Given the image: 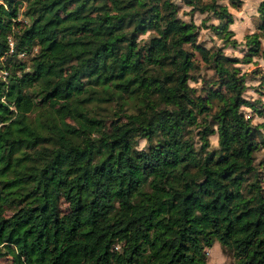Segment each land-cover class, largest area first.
<instances>
[{
    "label": "trees",
    "instance_id": "16d2710c",
    "mask_svg": "<svg viewBox=\"0 0 264 264\" xmlns=\"http://www.w3.org/2000/svg\"><path fill=\"white\" fill-rule=\"evenodd\" d=\"M181 1L217 21L200 24L224 44H237L224 5ZM111 5L0 0V264H206L214 240L233 264H264V189L247 181L264 139L240 107L261 111L241 96L237 59L197 43L196 25L170 0ZM21 7L28 22L18 20ZM256 11L245 61L264 60V0ZM194 54L215 75L204 98L189 86ZM129 98L135 112L108 131L87 107ZM213 134L217 148L208 150Z\"/></svg>",
    "mask_w": 264,
    "mask_h": 264
},
{
    "label": "rangeland",
    "instance_id": "374dc122",
    "mask_svg": "<svg viewBox=\"0 0 264 264\" xmlns=\"http://www.w3.org/2000/svg\"><path fill=\"white\" fill-rule=\"evenodd\" d=\"M108 8H111L112 0H105ZM171 3L176 5L177 17L184 22H193L197 27L196 42L208 48L210 51H214L219 48L223 54L237 59L236 61L240 73L244 74L245 89L241 96L244 99L253 101L255 107L261 111L260 114H256L253 110L240 107L245 118L255 127L256 139L260 141L264 139V60L258 55L252 56L249 61H245L243 55L246 52L244 36L251 33H259L257 27L259 24V18L257 15V5L259 0H239L237 6L230 5L231 0H217L220 5H224L232 15V23L228 26V31H231L232 38L237 42L235 46L224 44L223 41L208 27L204 28L200 22L205 19V24H216L217 21L207 14H200L197 11H191L190 8L183 4L181 0H170ZM23 7L19 9L18 20L21 22H28L27 18L21 14ZM65 9H63L64 11ZM65 14V12H62ZM151 32L139 36V40L146 39ZM262 43V36L259 37ZM36 51L33 48L28 56H21V60L29 64V58L32 53ZM193 58L197 62V69H195V80L189 81V86L195 89V96L204 98L205 94L209 91L215 90L212 82L215 78L213 68L211 65H205L199 57L194 54ZM62 73H67L66 68H62ZM221 92H225L223 88L219 89ZM38 101V99H35ZM219 102L215 99L210 101L211 112L217 109ZM137 106V100L120 99L111 100L108 102H101L99 100L92 101L87 107L90 113L103 121V124L107 131L111 126L116 124V121L124 122L122 113L131 114L135 112ZM42 111V106H37L33 112L28 114L29 120H33L38 116V113ZM66 121L70 120L66 118ZM119 122V123H120ZM195 130L190 131L191 135H194ZM208 150H215L217 148V136L216 134L209 135ZM193 141L196 142V136H193ZM136 148L145 149L147 146L146 141L143 138L136 139ZM197 146V143H194ZM248 182H257L260 189H264V147L261 145L253 152V174L247 180ZM59 208L61 211L66 210V204L60 202ZM9 209H6L5 214L8 215ZM205 262L206 264H233L235 259L232 256L230 250L223 248L217 241H213L211 247L205 248Z\"/></svg>",
    "mask_w": 264,
    "mask_h": 264
},
{
    "label": "built area",
    "instance_id": "2783aa9c",
    "mask_svg": "<svg viewBox=\"0 0 264 264\" xmlns=\"http://www.w3.org/2000/svg\"><path fill=\"white\" fill-rule=\"evenodd\" d=\"M7 45H8V53L12 52L13 42L10 36L7 37ZM20 56H22V54H20ZM3 61H4L3 57H0V79L1 80H4L7 76V69L5 68Z\"/></svg>",
    "mask_w": 264,
    "mask_h": 264
}]
</instances>
